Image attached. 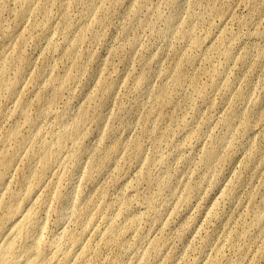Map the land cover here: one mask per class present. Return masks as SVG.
<instances>
[{
    "label": "rangeland",
    "instance_id": "1",
    "mask_svg": "<svg viewBox=\"0 0 264 264\" xmlns=\"http://www.w3.org/2000/svg\"><path fill=\"white\" fill-rule=\"evenodd\" d=\"M22 194L34 263L112 222L93 264H264V0H0V219Z\"/></svg>",
    "mask_w": 264,
    "mask_h": 264
},
{
    "label": "bare ground",
    "instance_id": "2",
    "mask_svg": "<svg viewBox=\"0 0 264 264\" xmlns=\"http://www.w3.org/2000/svg\"><path fill=\"white\" fill-rule=\"evenodd\" d=\"M64 139V134L60 133L57 137L56 144L53 148H58L59 143ZM38 155L39 161H42L43 167L39 172H31L37 181L44 180L48 168L54 162L47 152L50 147L42 148ZM115 150V149H114ZM47 168V169H46ZM28 194L20 195L15 202H12V208L5 214L0 222L7 223L15 219L11 224V229L4 234L0 240V264H93L90 262V257L95 256L100 250L111 245L112 241L116 239L115 233L118 231L117 227L112 222H109L104 231L98 230L92 237L84 238L83 232L78 237L69 242V246L58 249V252L52 256L50 262L42 258L41 261L34 263V257L39 250V241L37 226V210L44 206V201L40 200L34 205L27 204L25 197ZM37 209V210H36ZM136 222L132 218L126 224V228H131ZM81 236V237H80ZM84 238V239H82ZM99 239V240H98ZM114 264H122L121 259L113 255Z\"/></svg>",
    "mask_w": 264,
    "mask_h": 264
}]
</instances>
